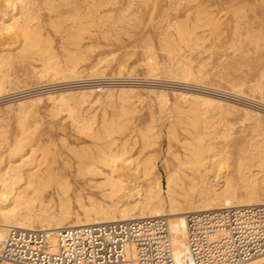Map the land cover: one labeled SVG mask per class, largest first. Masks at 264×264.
<instances>
[{
    "label": "rangeland",
    "instance_id": "1",
    "mask_svg": "<svg viewBox=\"0 0 264 264\" xmlns=\"http://www.w3.org/2000/svg\"><path fill=\"white\" fill-rule=\"evenodd\" d=\"M11 1L6 12L0 9V156L8 157L21 140L46 139L50 147L45 155L41 150L39 156L35 153L38 157L31 155L32 161L41 158L46 177L33 185L45 187L43 200H54L56 211L60 209L56 192L66 185L61 173L76 163L78 151L97 147L88 135L107 136L111 129L119 142L137 127L150 130V141L156 143L146 148L143 160L152 155L157 168L147 180L159 175L165 196L168 176L177 165L175 155H185L181 142L196 133L193 120L201 127L210 121L209 128L215 126L200 128L201 133L219 137L218 143L232 142L234 149L261 144L250 153L251 163L264 164V0ZM32 16L30 34L22 33ZM197 113L200 116L193 119ZM221 146L220 161L212 168L220 181L213 185L218 190L226 176L238 178L237 156L225 155ZM188 165L183 169L192 175ZM50 166L53 176L46 174ZM252 170L258 171L264 188L259 166ZM75 173L68 189L73 198L71 221L83 216L78 192L86 206L88 196L104 200L102 190L88 188ZM182 181L190 187L185 173L176 183ZM10 204L8 200L4 206Z\"/></svg>",
    "mask_w": 264,
    "mask_h": 264
},
{
    "label": "bare ground",
    "instance_id": "2",
    "mask_svg": "<svg viewBox=\"0 0 264 264\" xmlns=\"http://www.w3.org/2000/svg\"><path fill=\"white\" fill-rule=\"evenodd\" d=\"M14 1L18 2L17 0ZM12 3L13 1L11 0H0V9L2 8L1 10L5 11L7 8L6 5ZM26 12L28 13V11ZM26 12H24V14ZM31 12H33L32 9ZM11 15L13 14L11 13ZM16 17H14L13 20H15ZM22 17L24 18V15H22ZM28 18L29 17H26V20H28ZM34 19L32 16L31 19L29 18L28 21L24 22L26 23V26H24V28L21 30L22 33H26L29 31L28 25L30 24V20L32 22ZM185 24L187 23L185 22ZM181 30L182 29H180L179 31ZM184 32L188 33L186 32V30ZM180 34L179 36H181ZM35 36H37V34H34V37ZM196 110L198 109L196 108ZM188 111L187 113L189 114L190 111L191 113H194L195 109L193 112L192 110ZM197 114H194V117L192 118L195 119L196 116H200L199 114ZM186 118H188V116ZM187 120L190 121V119ZM209 122L210 121H208L207 125L205 124V126L201 127L198 122L193 120L191 122V126L193 130L196 131V133H194L189 139H186L184 142H181L182 140L177 138L178 142H181V146L185 150V155H181L180 153L175 155V159H177V165L175 167V171L173 172V174H170L168 176L166 182L167 196L164 195V183L159 175L154 174V177L151 181L147 180L148 176L151 175L157 168L152 155L144 158L143 160V157L145 156V152L147 150L146 148L156 143L154 141H150V139H152L149 135L150 130H145L143 128L138 129L137 127L136 129H134V131H129L128 135L125 137L127 139L124 142H119V137L113 135L114 129H111L110 134L108 133L107 136H99V134L97 133L88 135L89 137H92V139L94 138L93 140L96 141L97 147L95 149H91L89 148V146H87L88 148H83L81 151L77 150L78 152L75 154L76 163L74 165H68V167L61 173V177L64 178L66 185L64 186L65 188H62L61 190L58 189L56 192L59 196V212L54 208V203H56L54 202V200H50L47 203L44 202L43 198L45 196V193L43 190L45 189V187L43 186L44 188L43 190H41L36 184L35 186L33 185L36 179L38 180L40 178L39 181L41 182V178L46 177V175L42 174L43 172L41 171V158L38 160L36 158V161L35 159L32 161L31 155L37 156L38 150H41L42 156H44L45 152L48 151L50 145H48L47 140L42 137L39 139V141L37 140L36 142H34V140L32 141V138L29 141H22L21 139V141H19V139L16 140V143H18L17 141H19V143L16 148L13 147V150L10 149L11 151L9 152L8 157L5 158L3 155L0 156V254L3 253L5 248L7 250H11V254L13 255H18L20 253V250L9 247V242L7 244V233L9 226H14L18 229H24L28 231L46 229L55 230L66 226H82L104 222L128 221L131 219H141L146 217L168 216L173 233L175 246L174 250L178 264H193L190 261L183 260V256L186 251L184 242L186 238L187 227L186 217L188 214L212 209L264 204V188H261L260 186L261 180L259 181L260 177L258 175V171L256 170L257 172L255 173L252 170L253 166H259V174L261 172V176H264V164H257L260 161H256V165L251 163V161L253 162L254 157L250 156V153L254 150L258 151V147L261 144L258 147H255L256 144L253 145V143L250 144L249 147L244 146L239 147L238 149H234L235 146L233 148L231 147L232 142L226 141L225 143H218L220 140L219 137L208 135L209 133H201L200 131V128H209L211 123ZM119 126L116 125L115 130H117V128H120ZM214 126L210 127L209 129H212ZM31 129L32 128H30V130ZM80 130H85V128H80ZM27 131L24 132L25 135L28 134ZM186 131H188V129H186ZM88 133L90 132H87V134ZM220 136L223 135L220 134ZM28 138L29 137H27L26 140ZM54 141L55 140L53 138L48 139V142L51 143V145L54 143ZM99 144H101V146H99ZM219 145H222L221 148L225 147V155L235 154L237 156L236 158L238 162L236 169V176H238V178L234 177L231 174L226 176L222 180L223 189L219 188L221 190H218V188H214V183L216 186V184H219L220 181L217 178V175L212 173V171L214 170L212 168L217 165L218 161H220L218 157L219 154L217 152V148ZM138 146L141 147V149H138ZM262 150H264V148H262ZM36 152L37 155L35 154ZM135 154H137L136 157H134ZM223 158L225 159V156ZM142 160L143 164H140ZM33 162H35V164ZM187 164H189L188 167L190 168L192 175L187 174L183 169V166ZM217 167H219V164ZM51 168L52 166L48 167L46 172V174H48L49 176H53L55 174L54 172H50ZM246 168L249 169V174L247 173V171H245ZM74 171H76L75 178H77V180H85L88 188L102 190V196L104 200L101 201L93 196H88L87 199L90 202V205L86 206L85 199L82 196V192H78L76 201L83 211V216H77L74 220L71 221L70 211L73 198L70 196V194H68V189L71 188V178ZM181 173H185L186 177L191 181V185L189 188L186 187L185 181H182V183H176V180L177 178L179 179ZM20 183H24L25 186H23L22 184L19 187H16V185ZM44 183L46 182H43V185H46ZM176 187H178L181 192L178 191ZM8 200H11L10 207L4 206L5 201ZM108 200L110 203L108 202ZM167 202L170 204V209L168 211H166ZM37 226H40V228H37ZM16 260L17 259H14V261ZM263 262L264 256L249 261L245 264H260ZM3 263L29 264L24 262L19 263L7 261Z\"/></svg>",
    "mask_w": 264,
    "mask_h": 264
},
{
    "label": "built area",
    "instance_id": "3",
    "mask_svg": "<svg viewBox=\"0 0 264 264\" xmlns=\"http://www.w3.org/2000/svg\"><path fill=\"white\" fill-rule=\"evenodd\" d=\"M183 260L245 264L264 256V204L187 215ZM1 262L29 264H178L166 216L28 231L8 227ZM14 259H17L14 261ZM260 264H264L260 263Z\"/></svg>",
    "mask_w": 264,
    "mask_h": 264
}]
</instances>
